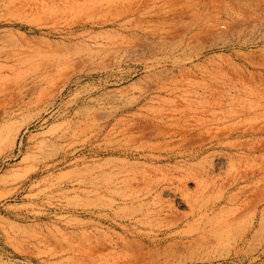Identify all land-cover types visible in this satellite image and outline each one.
<instances>
[{
  "label": "bare ground",
  "instance_id": "bare-ground-1",
  "mask_svg": "<svg viewBox=\"0 0 264 264\" xmlns=\"http://www.w3.org/2000/svg\"><path fill=\"white\" fill-rule=\"evenodd\" d=\"M6 9L18 21L3 23L29 27L40 43L4 44L0 92L40 71V62L24 59L70 56L52 46L57 31L63 32L62 44L96 46L91 51L96 56L108 48L129 50L140 37L167 44L168 38L181 34L187 43L203 38L206 42L208 34L218 35L215 29H223L219 26L224 24L223 14L232 23L225 33L243 24H264L261 0H10ZM93 29L98 32L87 36ZM250 44L234 41L223 46L233 47L228 52L214 53L190 67L177 64L176 78L131 105L116 108L112 122L96 131L95 140L105 143L101 152L116 156L118 164L105 173L102 186L92 189L94 209L83 214L99 226L94 228L98 235H113V257L119 244L131 241L193 246L216 241L235 248L264 232V59L242 58L240 50ZM220 47L213 44L210 49ZM232 54L239 59H232ZM144 59L146 77L161 81L165 70L156 69L161 61L147 65ZM101 64L92 59L93 68L80 75L99 78ZM45 98L42 90L36 101ZM83 132L69 129L60 137ZM216 154L219 164L212 159ZM167 193L185 203L187 210L178 212ZM11 228L12 233L3 234L14 255L38 258L34 248L42 239L40 233Z\"/></svg>",
  "mask_w": 264,
  "mask_h": 264
},
{
  "label": "rangeland",
  "instance_id": "rangeland-1",
  "mask_svg": "<svg viewBox=\"0 0 264 264\" xmlns=\"http://www.w3.org/2000/svg\"><path fill=\"white\" fill-rule=\"evenodd\" d=\"M9 1L0 0L2 23L17 20L16 14L11 16L6 9ZM261 1L264 5V0ZM222 18L223 27L219 26L223 29L218 26L215 31L219 34H208L210 39L206 42L203 38L187 43L181 34L168 38L167 44L157 38L140 37L133 40L134 47L129 50L108 48L96 56L91 55L96 46L89 42L62 44L59 41L63 32L57 31L51 38L52 46H60L65 55L70 54L68 58L52 55V59H24L40 62V71L0 92V264H264V232L235 248L216 241L201 246L131 241L125 246L119 244L113 257L110 249L115 239L111 232H108L111 236L98 235L94 228L99 226L83 214L84 210L94 209L92 189L102 186L105 173L118 164L116 156L101 152L105 143L95 140L96 131L112 122L116 108L131 105L176 78L177 64L190 67L214 53L228 52L233 47L223 46L234 41H252L240 50L243 59V56L255 62L264 59V24L249 23L240 28L233 25L235 29L232 27L234 30L225 33L232 23L227 14ZM152 19L158 21L159 17ZM96 32L93 29L86 34L92 36ZM39 40L29 27L0 25V54L9 41L32 46L39 44ZM180 44L183 46L175 50L174 45ZM213 44L221 47L211 50ZM236 56L232 54L231 58L239 59ZM144 58L147 65L161 61L156 68L165 70L161 81L146 77ZM92 59L103 61L98 69L99 78L80 75L93 68ZM69 80L73 83L65 86ZM42 90L46 91V98L37 102ZM69 129L84 132L61 138ZM64 156L67 159L60 162ZM219 156L212 157L216 164L220 162ZM166 197L178 212L187 210L179 198L169 193ZM11 226L40 233L42 239L34 248L38 258L14 255L3 234L4 230L12 233ZM70 231L76 234L71 235ZM167 244L171 245L165 247Z\"/></svg>",
  "mask_w": 264,
  "mask_h": 264
}]
</instances>
